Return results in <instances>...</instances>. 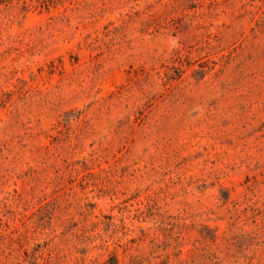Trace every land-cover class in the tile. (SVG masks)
Returning <instances> with one entry per match:
<instances>
[{
    "label": "rangeland",
    "instance_id": "obj_1",
    "mask_svg": "<svg viewBox=\"0 0 264 264\" xmlns=\"http://www.w3.org/2000/svg\"><path fill=\"white\" fill-rule=\"evenodd\" d=\"M0 264H264V0H0Z\"/></svg>",
    "mask_w": 264,
    "mask_h": 264
}]
</instances>
